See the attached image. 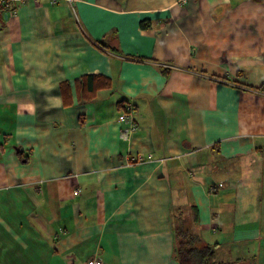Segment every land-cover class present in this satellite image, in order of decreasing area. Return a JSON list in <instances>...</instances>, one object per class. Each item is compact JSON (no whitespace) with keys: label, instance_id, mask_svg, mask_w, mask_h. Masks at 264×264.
Returning a JSON list of instances; mask_svg holds the SVG:
<instances>
[{"label":"crops","instance_id":"0c3cea01","mask_svg":"<svg viewBox=\"0 0 264 264\" xmlns=\"http://www.w3.org/2000/svg\"><path fill=\"white\" fill-rule=\"evenodd\" d=\"M262 85L264 0L0 4V264H264Z\"/></svg>","mask_w":264,"mask_h":264},{"label":"trees","instance_id":"16d2710c","mask_svg":"<svg viewBox=\"0 0 264 264\" xmlns=\"http://www.w3.org/2000/svg\"><path fill=\"white\" fill-rule=\"evenodd\" d=\"M264 90V85L259 87ZM175 251L177 264H217L213 259V251L208 245H200V239L191 229L190 223L183 217L174 228Z\"/></svg>","mask_w":264,"mask_h":264},{"label":"rangeland","instance_id":"374dc122","mask_svg":"<svg viewBox=\"0 0 264 264\" xmlns=\"http://www.w3.org/2000/svg\"><path fill=\"white\" fill-rule=\"evenodd\" d=\"M243 160H241L240 162H238L239 166H243L242 164ZM257 165V164H255ZM221 189V188H219ZM222 208H225V210H231L233 213L236 212V207L234 205L231 206H225L223 207L221 205ZM263 213H264V203H263ZM238 216H243L242 215V211L241 208L238 209L237 212ZM180 223V218L179 216L176 218V224ZM227 225H230L228 222H226ZM237 225H241L243 223L240 222V219H238V222H236ZM264 226V223H263ZM219 242V249L217 250V254L215 256V260L216 261H221V260H234L235 256H238L239 254H241L242 252V243L238 242L237 244H233V241H229L227 243H223L222 240L218 241ZM249 245H251V247L256 248L257 250V254H256V259L255 260H248V261H254L255 262H261L264 261V239L263 236L260 238V241L258 240H254V241H248L246 242L245 246H247V249H249ZM236 254L234 257L233 255ZM248 256V255H246Z\"/></svg>","mask_w":264,"mask_h":264},{"label":"built area","instance_id":"2783aa9c","mask_svg":"<svg viewBox=\"0 0 264 264\" xmlns=\"http://www.w3.org/2000/svg\"><path fill=\"white\" fill-rule=\"evenodd\" d=\"M9 0H0V4H5ZM70 5L73 3L74 0H65ZM117 122L121 125L120 127V137L123 139H128L133 133L136 132L138 125L135 121L134 117V109L133 106L128 103L124 106V108L120 111ZM138 160H141L140 157H138ZM79 190H76L75 193H78ZM88 264H102L100 260H92Z\"/></svg>","mask_w":264,"mask_h":264}]
</instances>
